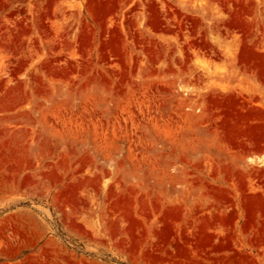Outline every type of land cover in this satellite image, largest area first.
<instances>
[{
  "label": "rangeland",
  "instance_id": "obj_1",
  "mask_svg": "<svg viewBox=\"0 0 264 264\" xmlns=\"http://www.w3.org/2000/svg\"><path fill=\"white\" fill-rule=\"evenodd\" d=\"M0 264H264V0H0Z\"/></svg>",
  "mask_w": 264,
  "mask_h": 264
}]
</instances>
